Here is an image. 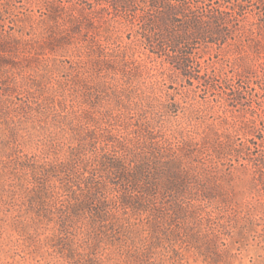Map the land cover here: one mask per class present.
Segmentation results:
<instances>
[{
	"label": "rangeland",
	"instance_id": "1",
	"mask_svg": "<svg viewBox=\"0 0 264 264\" xmlns=\"http://www.w3.org/2000/svg\"><path fill=\"white\" fill-rule=\"evenodd\" d=\"M230 1L209 0L229 13L232 39L194 51L196 73L217 75L208 88L155 56L142 1L132 17L98 0H0V264H264V190L243 159L264 155V0L249 1L242 26ZM105 159L152 180L171 162L194 173L182 219L175 192L149 212L119 204L149 196ZM98 208L108 217L94 225ZM120 221L131 241L113 231ZM156 235L157 260L142 257Z\"/></svg>",
	"mask_w": 264,
	"mask_h": 264
},
{
	"label": "trees",
	"instance_id": "2",
	"mask_svg": "<svg viewBox=\"0 0 264 264\" xmlns=\"http://www.w3.org/2000/svg\"><path fill=\"white\" fill-rule=\"evenodd\" d=\"M106 2L111 5L113 10L117 12H124L125 15L129 13V16H135L132 13H136V6L139 1H142L145 6H147L150 10L148 16H146V20L148 22L147 27H145L149 31H155V38H146V44L155 50V56L159 58L162 63L167 64L172 67V69L179 71L182 75L183 79L189 81V85L194 81L202 82L208 88L214 87V83L216 81L217 75L207 74V76H200L196 72L195 69V53L197 46L199 45H216V44H225L228 43L229 40L232 39L230 36V21L227 15L229 14L225 9L213 7L209 0H98V2ZM236 2L230 1L229 11L231 13H235L237 16L239 26L245 23L248 19V3L250 0H234ZM228 9V8H226ZM132 16V17H133ZM122 17V16H121ZM128 19V16L125 17ZM244 21V23H243ZM239 29V28H237ZM246 29V28H244ZM249 34V29H246ZM239 31H241L239 29ZM113 38V36H112ZM110 38V40H112ZM155 43V46H154ZM120 57L123 61L126 62V53L121 51ZM246 70L248 72L251 71L249 65H247ZM231 95V99L235 101L243 100V94L241 92L235 91ZM218 139V136H216ZM212 139L210 142V138L205 137L204 145L207 147L212 145L213 149L216 150L217 153L226 150V146L219 147L218 142ZM231 147V146H228ZM190 150L188 152L192 153ZM230 150V148H228ZM238 150H236L237 152ZM238 153V152H237ZM245 161H252L253 165H255V169L257 174L259 175V181L263 186L264 190V155L258 156L255 160H248L246 158ZM104 166H109V168L115 171V174L126 183L133 187V189H144V192L149 196L148 200L143 199L142 197H137L132 195L130 192H126L121 194L119 198V204L124 206L127 209H130L135 212L144 213L152 211L155 207V199L156 194H165L175 192L179 197V203L175 207H173V211L177 218H181V215L185 212V207L180 202L181 196H185V193H188V186H192L194 180H196L197 176L194 173H190L186 171L181 163L171 162L167 166V169L171 171L167 173L164 169H157V174H155V179L146 177L145 170L143 168H134L127 169L124 168L120 162L112 161L109 159H105L103 161ZM165 174V175H164ZM164 175L165 181L161 182L160 178ZM199 180V178H198ZM155 181V182H153ZM145 185V186H143ZM203 187V186H202ZM204 198L207 197L204 195ZM199 199V198H198ZM94 201L93 197L85 198L84 201L78 204V211L80 210H90L92 207L91 203ZM224 201V200H223ZM181 203V204H180ZM185 203V202H184ZM228 200H225V204H229ZM153 206V207H152ZM93 208V207H92ZM257 211H251L247 213L246 218H244V227H241L240 234L243 236L249 231H255L257 228L258 214ZM107 215L104 213L102 208H98L95 210L93 215L94 225L99 223L100 221H106ZM182 219V218H181ZM115 223V228L113 231L124 233L127 240H132V236H135L133 232L132 224L127 223L124 225L123 223L118 222ZM121 224V226H120ZM155 234L159 235L161 233V229L159 228V223L156 222ZM155 236V247L152 245L146 248L145 252H143L142 257L151 258L155 251V260H157L156 252L159 251L162 244H160L161 238L159 236ZM165 261V260H164ZM161 258L158 260V264H163ZM80 264V263H78Z\"/></svg>",
	"mask_w": 264,
	"mask_h": 264
}]
</instances>
